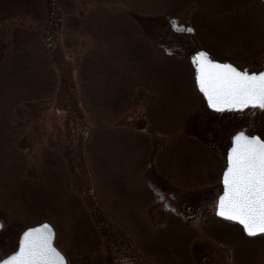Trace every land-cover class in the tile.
Instances as JSON below:
<instances>
[{"label": "rangeland", "instance_id": "rangeland-1", "mask_svg": "<svg viewBox=\"0 0 264 264\" xmlns=\"http://www.w3.org/2000/svg\"><path fill=\"white\" fill-rule=\"evenodd\" d=\"M235 44L263 63L264 0H0V260L49 221L71 264H264V233L216 212L231 137L264 138V108L212 109L192 59ZM128 127L150 166L103 174L98 131ZM145 178L175 210L135 216Z\"/></svg>", "mask_w": 264, "mask_h": 264}, {"label": "snow or ice", "instance_id": "snow-or-ice-1", "mask_svg": "<svg viewBox=\"0 0 264 264\" xmlns=\"http://www.w3.org/2000/svg\"><path fill=\"white\" fill-rule=\"evenodd\" d=\"M197 55L204 58L197 64V82L212 108H264V71H241L233 64L208 58L206 52ZM224 186L219 214L239 221L249 234L264 233V139L245 132L233 137ZM53 236L51 225L29 228L19 250L0 264H67Z\"/></svg>", "mask_w": 264, "mask_h": 264}, {"label": "crops", "instance_id": "crops-1", "mask_svg": "<svg viewBox=\"0 0 264 264\" xmlns=\"http://www.w3.org/2000/svg\"><path fill=\"white\" fill-rule=\"evenodd\" d=\"M180 123H182L181 120L171 122L170 129L176 128L175 133H178V131L180 130L178 128ZM162 124H165L167 126L168 121L162 120ZM102 129H103L102 131H98V138L100 140L103 139V142L105 143L102 149L96 155V164H101L102 168L104 165L106 166V169H104L103 174H111V173L131 174V173H134L137 170L136 166H134L135 158H137L136 163L138 161L140 162V169H143V167L150 166L149 160L151 157V150L153 148H152L151 141L148 139V137H150L148 133H144V131L142 130L139 131L140 129H136L133 127L121 128L118 130L115 128H112V129L102 128ZM168 133L163 131V135H165V137H167ZM175 133H171V135H174ZM197 141L200 144L201 149H202L203 145H201L199 140ZM118 147L119 149L117 150ZM207 147H209V145ZM140 157L143 160H141ZM208 164H209L208 162H205L204 167H208ZM149 182H152L149 178L144 179L145 186L147 187V190L145 192L146 196L143 194L140 204L134 209L130 208V210L135 213L136 217L140 215V213L143 212V209H145L146 206L152 205L155 203L159 204V201L152 199V193L154 194V191L152 189L153 187H151V185L148 184ZM171 193L174 194L173 192ZM144 196H145V199L143 198ZM173 196H175V194ZM112 207H114V205ZM143 213L145 214V211ZM114 215L120 218L121 220L126 219V221H132V220H128L127 218L122 217V214L119 212L115 211ZM236 234H239V233H236ZM240 238L242 240L243 235H241ZM240 242L241 241H239V243ZM240 246L242 245L240 244ZM239 264H245V263L242 262Z\"/></svg>", "mask_w": 264, "mask_h": 264}, {"label": "water", "instance_id": "water-1", "mask_svg": "<svg viewBox=\"0 0 264 264\" xmlns=\"http://www.w3.org/2000/svg\"><path fill=\"white\" fill-rule=\"evenodd\" d=\"M170 22H171V25H172V27H173V29L174 30H176V31H178V32H182V31H188V32H192L193 31V28L192 27H186L185 25H183V24H179V22H178V20L177 19H175V18H171V20H170ZM201 51H203V52H206V51H204V50H199V51H197L196 53H194V55H193V57H192V59H193V62L194 63H198L201 59H204V58H202V57H199L197 54L198 53H200ZM207 53V52H206ZM208 54V53H207ZM194 57H195V59H194ZM208 58H210V59H212L210 56H209V54H208ZM213 60V59H212ZM220 62V61H219ZM221 64H226V63H229V62H220ZM230 64H232V63H230ZM234 65V64H233ZM234 66H236V65H234ZM237 67V66H236ZM238 68V67H237ZM240 69V68H239ZM241 71H244V70H242L241 69ZM261 71H264V69H262ZM246 72H248V71H246ZM197 76V75H196ZM197 84H198V82H197ZM198 87H199V89L201 90V88H200V86H199V84H198ZM202 91V90H201ZM203 92V91H202ZM204 93V92H203ZM204 95H205V93H204ZM205 97H206V99H207V101H208V97L205 95ZM209 103V102H208ZM210 105V104H209ZM247 107V106H246ZM243 108H245V107H243ZM217 110H222V109H225V108H216ZM238 132H245L244 130H240V131H238ZM238 132H236L235 134H234V136L238 133ZM246 133V135H248V136H259L261 139H263L259 134H253V135H250V134H248L247 132H245ZM233 136V137H234ZM232 147H233V141H232V145H231V147H230V149H229V152L231 151V149H232ZM229 152H228V154H229ZM227 167H228V165H227ZM227 167H226V169H227ZM225 169V170H226ZM225 170H224V172H225ZM224 172H223V175H222V182H223V185H224ZM151 186L152 187H154V184H151ZM224 188H225V186L223 187V192L220 194V196H219V198H218V203H217V209H216V212H217V214L219 215V216H221L220 214H219V211H218V205H219V199H220V197L224 194ZM155 193L158 195V200L159 201H164L165 202V205H166V207H168V208H172V209H175V206H173V205H171L170 204V201L169 200H167L166 199V197H165V194L163 193V191L160 189V188H155ZM221 217H223V218H226V219H229L227 216H221ZM230 220H232V219H230ZM233 221H235V220H233ZM235 222H237V223H239L240 225H242V227L244 228V225L243 224H241L239 221H235ZM44 224H48V225H51V231H53L54 232V236H53V243H54V245H55V247L61 252V250L56 246V244H55V238H56V230H55V227L53 226V224L51 223V222H49V221H44V222H41V223H39V224H36V225H34V226H31V227H29V228H37V227H39V226H41V225H44ZM0 225H2V222L0 221ZM1 228V227H0ZM29 228H27L25 231H24V233L29 229ZM244 230H245V228H244ZM247 234H249V232H247V231H245ZM24 233L22 234V237H21V240H20V242L24 239ZM257 234H260V233H256V234H249V235H257ZM20 245V244H19ZM19 250V247H18V249L16 250V251H18ZM15 251V252H16ZM62 253V252H61ZM63 254V253H62ZM63 256L65 257V255L63 254ZM7 258V257H6ZM66 258V257H65ZM5 259V258H4ZM67 261V260H66Z\"/></svg>", "mask_w": 264, "mask_h": 264}, {"label": "flooded vegetation", "instance_id": "flooded-vegetation-1", "mask_svg": "<svg viewBox=\"0 0 264 264\" xmlns=\"http://www.w3.org/2000/svg\"><path fill=\"white\" fill-rule=\"evenodd\" d=\"M241 48L242 47H240V45H236L235 44V45H232L230 48H226L225 49V52L222 53V54H219V55L218 54H215L214 51H211V50H209V51L206 50V49H201V50L206 51L213 60H217V61H220V62H229V63H232V64L236 65L238 68H240V69H242L244 71H248V72H259L262 69H264V60H263V63H259V64L249 63L248 64L244 60L235 59V56H237L236 54H238L242 50ZM197 64L198 63H194L195 75H197ZM196 78H197V76H196ZM232 140H233V135L231 137V144H232ZM231 144H230V146H231ZM230 146L228 147V149L230 148ZM227 162H228V150H227V154H226V166H225V168L228 165ZM66 260H67V264H71V261H70V258L69 257H66Z\"/></svg>", "mask_w": 264, "mask_h": 264}]
</instances>
